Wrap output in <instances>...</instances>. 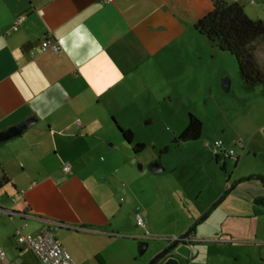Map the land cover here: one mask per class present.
<instances>
[{"label":"crops","instance_id":"obj_1","mask_svg":"<svg viewBox=\"0 0 264 264\" xmlns=\"http://www.w3.org/2000/svg\"><path fill=\"white\" fill-rule=\"evenodd\" d=\"M213 8L212 0H0V133L35 119L20 135L0 141V215L18 217L13 237L18 228L36 235L51 227L78 264H126L124 239H148L146 230L132 227L139 212L121 165L134 144H147L138 139L141 132L159 135L155 123L162 115L176 122L174 139L190 114L202 120L194 107L201 83L208 74L217 82L224 77V52L195 28ZM22 13L27 18L19 30L7 33ZM46 35L62 51H42ZM258 127L261 132L242 147L254 157L264 153V121ZM119 128L133 132V144ZM215 140L207 143L211 149ZM162 144L154 142L159 149ZM214 158L227 173L233 159ZM161 164L175 176L178 164ZM232 191L250 203L264 195L262 184L246 177ZM223 200L221 194L205 205L182 264H264L256 256L257 221L264 213L215 219ZM142 208L147 214L145 203ZM5 245L7 256L22 264L30 248ZM172 255L179 257L172 251L166 258Z\"/></svg>","mask_w":264,"mask_h":264},{"label":"rangeland","instance_id":"obj_2","mask_svg":"<svg viewBox=\"0 0 264 264\" xmlns=\"http://www.w3.org/2000/svg\"><path fill=\"white\" fill-rule=\"evenodd\" d=\"M237 1L243 4L245 11L252 18L264 19V0H255L254 3L251 0ZM256 54L260 65L264 68V39L256 43ZM222 66L224 77L221 82L212 81L208 74L201 83L203 88L194 104L204 123V133L201 138L174 143L172 131L176 122L165 114L155 123V126L160 124L159 135L154 131L141 132L138 139L147 142L145 149L136 154L132 147V156L124 157L125 163L121 165L120 176L125 184L131 185L133 189L135 197H131L130 200L134 210H137L147 222V227H142L134 220L132 227L142 228L146 232L149 230L145 236L148 239H124V245L127 247L124 252L127 255L124 256L123 252L122 259L126 258V264L131 258L133 264H148L165 248L164 239L177 238L171 235L183 233L185 229L189 230L187 223L192 217H196L192 225L199 228L202 223L198 220L206 210L205 205L216 196L219 198L222 194L224 200L219 206L220 211L214 216L215 219H221L223 214L226 219L227 215L233 212H254V203L248 202L245 197L232 191V187L242 181V178L264 173V153L259 150L258 157H254L253 153L244 151L243 146L236 145L240 161L235 164L234 160H229L226 173L223 163L215 160L212 149L207 143L222 138L227 146H234L236 139L241 138L245 143L254 133L261 132L258 125L264 121V85L253 88L245 83L240 76L236 57L229 52L224 51ZM227 78L231 80L229 91L223 89V82ZM155 141L163 143L162 148H156ZM164 145H169V149L163 153L162 149L166 147ZM155 155L162 158L158 159L160 163L164 161L169 165L178 164L174 177L170 172L154 173L148 167L146 161ZM121 196L125 200L128 199L126 195ZM144 203L148 207L147 214L143 213ZM149 220L151 223L148 224ZM17 223V216L10 218L6 214L0 215V245L4 248H6L5 241H9L14 248L19 245L18 240L12 236ZM257 224L259 235L256 238L258 243L256 256L264 260V214L258 216ZM141 235L144 236L139 234ZM141 242L151 243L145 252H142ZM22 264L40 263L33 251L26 249L22 255Z\"/></svg>","mask_w":264,"mask_h":264},{"label":"trees","instance_id":"obj_3","mask_svg":"<svg viewBox=\"0 0 264 264\" xmlns=\"http://www.w3.org/2000/svg\"><path fill=\"white\" fill-rule=\"evenodd\" d=\"M212 1L214 8L196 22V30L206 36L214 48L229 52L236 57L240 76L245 83L253 88L264 85V68L260 65L256 54V43L264 39V19L252 18L245 11L243 4L237 0ZM203 126L200 118L190 114L187 126L173 142L179 144L199 139L202 136ZM119 129L124 140L133 144V132L123 128ZM145 147L144 143H136L133 150L139 154ZM167 150L168 148H165L163 153ZM239 158L240 156L237 160ZM246 179H256L264 187V173L252 174ZM254 205L256 214L264 213V195L257 196L254 199ZM195 230L196 226L192 225L182 235L190 237ZM174 243L175 239H170L166 249L158 253L148 264H157L171 251Z\"/></svg>","mask_w":264,"mask_h":264},{"label":"built area","instance_id":"obj_4","mask_svg":"<svg viewBox=\"0 0 264 264\" xmlns=\"http://www.w3.org/2000/svg\"><path fill=\"white\" fill-rule=\"evenodd\" d=\"M111 1L113 0H102V2ZM251 2L254 3L255 0H251ZM26 18L27 15L24 13L18 15L7 33L10 34L12 31L19 30ZM40 49L42 51L53 50L55 52H60L62 51V45L52 35H46L41 41ZM236 145L244 146L241 138L234 141V146H227L223 139H217L212 144L213 154L220 161H226L228 159L237 160L239 153L236 149ZM63 170L66 173L71 172V163L65 162ZM0 211H4V208L0 207ZM9 212L12 213L11 211ZM136 221L140 226L147 227V222L140 213H137ZM147 233H149V230H147L146 235ZM16 236L20 245L27 246L33 251L40 264H78L71 253L58 240L55 231L51 227L44 228L42 232L36 235L24 233L21 228H18ZM0 264H17L7 256L6 251L1 245Z\"/></svg>","mask_w":264,"mask_h":264},{"label":"water","instance_id":"obj_5","mask_svg":"<svg viewBox=\"0 0 264 264\" xmlns=\"http://www.w3.org/2000/svg\"><path fill=\"white\" fill-rule=\"evenodd\" d=\"M230 87H231V80L229 78H227L223 82V89L225 91H229ZM34 121H35L34 118L27 119V120L20 122L19 124L15 125V126L11 127L10 129L1 132L0 133V141H3L6 139H9L11 137H15V136L20 135L23 131H25L28 127H30L34 123ZM150 168L154 173L163 172L165 170L164 166L158 161L153 162L151 164ZM174 239H175L174 247L171 249V251L165 257H163L159 261V262H162V264H182L180 257H184L186 259L190 258L191 244L188 240H187L188 241L187 243L183 242L187 239L186 236L181 235V236L174 238ZM191 241H192V238H191ZM166 247L164 249H166ZM147 248H148V242H144L142 252H145L147 250ZM172 251H173V253L175 252V253L179 254V257H175L174 255H172V256H169L168 258H166L168 255H170V253Z\"/></svg>","mask_w":264,"mask_h":264},{"label":"flooded vegetation","instance_id":"obj_6","mask_svg":"<svg viewBox=\"0 0 264 264\" xmlns=\"http://www.w3.org/2000/svg\"><path fill=\"white\" fill-rule=\"evenodd\" d=\"M186 238H187V239H186L185 241H183V242H186V243H187L188 241L191 242V236H190V237L186 236ZM187 240H188V241H187Z\"/></svg>","mask_w":264,"mask_h":264}]
</instances>
